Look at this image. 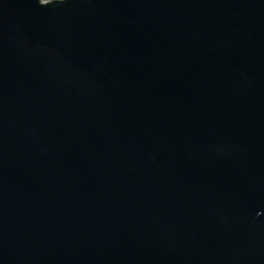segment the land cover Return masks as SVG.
Here are the masks:
<instances>
[{
    "label": "water",
    "instance_id": "obj_1",
    "mask_svg": "<svg viewBox=\"0 0 264 264\" xmlns=\"http://www.w3.org/2000/svg\"><path fill=\"white\" fill-rule=\"evenodd\" d=\"M0 264H264V0H0Z\"/></svg>",
    "mask_w": 264,
    "mask_h": 264
},
{
    "label": "rangeland",
    "instance_id": "obj_2",
    "mask_svg": "<svg viewBox=\"0 0 264 264\" xmlns=\"http://www.w3.org/2000/svg\"><path fill=\"white\" fill-rule=\"evenodd\" d=\"M42 1H47V0H42Z\"/></svg>",
    "mask_w": 264,
    "mask_h": 264
}]
</instances>
